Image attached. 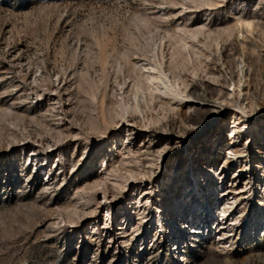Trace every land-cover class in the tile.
Returning <instances> with one entry per match:
<instances>
[{
    "label": "rangeland",
    "instance_id": "374dc122",
    "mask_svg": "<svg viewBox=\"0 0 264 264\" xmlns=\"http://www.w3.org/2000/svg\"><path fill=\"white\" fill-rule=\"evenodd\" d=\"M242 14H259L255 35L222 32ZM204 24L222 32L218 42L201 36L185 49L183 26ZM225 53L263 63L261 76L247 78L258 83L257 105L247 113L228 103L218 122L241 128L246 158L232 163L249 170L241 171L240 187L252 179L244 203L226 204L232 216L220 197L236 173L229 171L222 182L214 172L225 169L223 154L195 148L217 123L200 134H183L181 125L160 129L178 117L173 112L146 108L148 119L160 121L128 126L137 130L129 139L136 145L148 142V134L159 137L150 157L154 174H139L123 189L93 188L113 170L125 174L117 148L128 143L129 131H121L119 102L125 94L134 102L130 90L138 77L130 60L164 58L166 67L172 58H194L181 70L191 84ZM240 68L251 69L246 63ZM263 86L264 0H0V264H264ZM238 98L246 107L248 100ZM199 116L203 124L215 118ZM212 138L215 148H228L227 140L218 144V128ZM178 141L176 151L164 143ZM211 184L216 192H209ZM147 187L156 191L152 214L138 211ZM208 202L213 208L206 214ZM201 225L203 235L190 234Z\"/></svg>",
    "mask_w": 264,
    "mask_h": 264
},
{
    "label": "bare ground",
    "instance_id": "6f19581e",
    "mask_svg": "<svg viewBox=\"0 0 264 264\" xmlns=\"http://www.w3.org/2000/svg\"><path fill=\"white\" fill-rule=\"evenodd\" d=\"M202 1L208 2L210 0H202ZM257 15H255L254 18L252 17L250 18V17H246L245 14H242L239 17V20L234 25H230V26L228 25L227 27H225V29H223L224 31L222 32H225L228 35H232L236 31L238 32V34H242L243 37L248 38L249 34H254L256 28L260 26L261 22L255 21V18L260 19V17ZM183 27L185 28L184 29L182 28L183 35L180 38V42L183 43V47L185 49H188V51L189 49H192L193 44L195 42H199L201 36H203L204 38H212L214 41L218 42L219 37H216V35L220 36L222 34V32L217 33L215 31L210 30L211 28L208 29L205 24L197 29L187 28L186 26ZM178 38L179 37H177V40ZM250 42H251V46L254 45V43H256L253 41ZM220 44L222 43L220 42ZM224 57L225 58L223 57L213 58V61H211L213 67L209 66L210 64L208 65L207 63L206 67L204 66L205 67L204 72L206 73V75L204 76L202 74L204 77L201 78L200 82H192L191 84H189L185 76L181 74V70L190 62L194 63L195 61L194 58H172L166 67L164 66V64L166 63V62L164 63L163 60L164 58H162V60L161 58H153V59L141 58L140 60L137 61L131 58L133 61L130 60V63L132 62V66L138 77L137 81H135L132 85V90H130L131 94L132 93L134 94V102H130L129 100H127L126 94L125 96L122 95L119 102V106L121 108V113H120L121 121L122 120H125V122L127 121L126 123L124 122L121 125V129H122L121 131L123 133L129 131V133L125 136V139H127L128 143H125L121 147L117 148L118 153L121 154L120 162L121 165L125 167V174L124 175H121L122 173L117 174L118 172L117 169L113 170V173L107 175L105 179L101 178L96 183H94L93 188L100 187L102 185H104V188H106L111 184L114 188L119 189L120 187L122 188L128 186L133 179H138L139 174H142L145 177L147 175L154 174V171L151 169L153 168L154 164H153V160L150 157L153 156L156 152H158V144L160 142L159 137L148 134L150 136L148 142L140 143L136 145L134 141L129 142V139L134 138V135L137 134L136 133L137 130L136 128H130L128 130V126H135L136 123H140V121L142 120H149L148 122L150 124L152 123L156 124L157 122L160 121V119L155 120L153 117L148 119L149 115L146 114L145 111L146 108L152 111L155 110L157 112L160 110L165 116L169 112H173L177 114L178 117L175 116H173L172 118L169 117L170 118L168 120L169 122H167V124H165L164 127H161L160 129L164 131H173L175 128H178L181 125L179 128H181L183 134L184 133L186 134L188 132L200 134L206 128L210 127L213 123H217V125L214 128H212L210 131L207 132L208 134L205 137L204 143L200 146L197 145L195 148L197 149V151L201 153L207 151L213 154H223V157L221 159L223 162V167L225 169L222 170L220 173L218 172L219 174H217L216 171L214 172L215 175H219V179L222 180V182L224 181V175L229 171L233 170V173H236V175L232 179L233 182L229 183V185L226 183L227 185L222 190L220 197L222 201L221 205H223V208L227 213V216L228 217L232 216V213L228 214V212L231 211L230 210L231 207L227 206L226 204L234 205L235 203H239V201L241 202V204L244 203L245 200L247 199L246 191L244 188L247 187L248 184L252 182V179L250 180L251 178L250 176L246 177V179L249 180L246 182V185L244 187L243 186L240 187L237 184V180L238 178H240L241 171H243L242 174L245 175L246 173L249 172V170L245 171L246 167H241V166L239 167V169H237L239 165L234 166V164L232 163V161H237L238 164L241 158H243V161L245 160L244 158H246L245 156L246 151L243 148H240L242 144L241 139L243 137L241 128L235 124L232 125L233 121L231 123H224L221 126H223V128L226 129L227 135L226 133H223V136H221V126L220 124H218V122L219 119L222 117L223 111L226 109V105L228 103L234 104L238 109L241 110V112H247V113L252 110L254 105H257L255 103L256 101L254 98L258 97V91L256 90V88H254L253 84L256 85L258 89L259 87L258 83L255 82V79H253L252 82L250 83V80L248 81L247 78L251 75H255L256 77L261 76L263 63H261L259 58H251L250 55L247 58H241V60L238 61L236 60V58H226L228 57L227 53L224 54ZM242 63H246L251 69L244 71V68H240V64L242 65ZM236 66L237 68H239L238 71H236L235 68ZM195 74H197L196 71ZM187 77L189 78V74ZM231 86H234L233 90L229 89ZM261 91L264 94V86L261 88ZM139 92L142 93L141 96H139L140 95ZM241 95L245 97L244 99L248 100V104L246 105V107H244V103L239 102L238 97H241ZM229 96H231L232 98H229ZM159 98L161 101L157 102L156 100ZM157 107L159 108L157 109ZM184 108H187V111H184ZM261 109L264 108L261 106ZM188 111H190L189 114ZM199 115L202 116L211 115L214 116L215 118L213 121H208V122L206 121L205 122L207 124L206 125L205 123L203 124ZM232 115L240 119L243 117L240 116V113L236 111L232 112ZM247 116L250 115L248 114ZM217 128H218V135H220L218 144H222L225 140H227V142L229 143V146L227 149H225V151H221L220 145L217 148H215L216 146H214V143L212 141L213 139L212 133H214ZM180 142L181 141H178L177 143L174 142L171 144H168L169 142H164V143L166 146L170 145V150L176 151L181 146L179 144ZM166 146L165 147L163 146L164 149L162 150V152L168 151L166 149L168 146L167 147ZM229 155L231 156L230 158H233L234 160H227L228 159L227 157ZM163 158L164 156L161 155V159ZM219 160L220 159L215 158L213 161L215 163H218ZM39 164L42 165L43 162ZM135 164H140L139 166H142L143 168L137 167ZM146 168H150L149 171H147ZM175 168L176 167H174L172 171L173 170L175 171ZM41 171L42 169H40V172ZM173 179L174 176H171L170 181H172ZM196 180H197V185H199L200 180L198 178ZM212 184H211V189L209 190L210 193L216 192L217 189L216 185H212ZM145 190L146 193L144 199L138 202V207L141 208L138 211L140 212L143 211L144 214H152L153 206L150 207L149 205V203L152 201V198L150 196L155 195L156 191H152L153 189L148 187L145 188ZM196 195H201V192L199 191L197 194L193 193L191 195L193 196L192 204H195ZM229 195H232V197L231 198L228 197ZM206 197H208V194L206 195ZM174 203H177L175 199H174ZM81 205L85 207L86 204H81ZM205 206H207V209H205V211L208 210L206 214L210 213L211 209L213 208L212 204L208 202ZM143 217H146V215H144ZM171 218L173 219V216ZM172 222L174 223V221ZM204 233L205 231L202 225L196 228H192V230H190V234H193V236H196L198 234L203 235ZM223 234H228V233L225 231L223 232ZM225 238L221 237L220 235V239L224 240Z\"/></svg>",
    "mask_w": 264,
    "mask_h": 264
}]
</instances>
